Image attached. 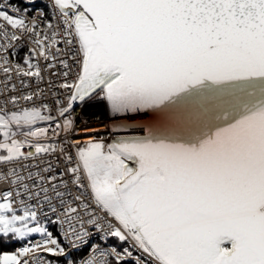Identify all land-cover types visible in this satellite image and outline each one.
I'll list each match as a JSON object with an SVG mask.
<instances>
[{"label": "snow or ice", "instance_id": "1", "mask_svg": "<svg viewBox=\"0 0 264 264\" xmlns=\"http://www.w3.org/2000/svg\"><path fill=\"white\" fill-rule=\"evenodd\" d=\"M51 6L56 22L42 26L0 4L6 79L15 71L39 86L41 57L63 69L52 73L61 83L48 80L51 105L20 104L43 101V89L0 105V247L26 242L0 264H75L69 248L85 245L82 264H264V0ZM24 36L36 59L13 66L7 53ZM92 101L146 117L109 128L142 134L105 142L86 122L78 131L75 106ZM93 231L128 246H92Z\"/></svg>", "mask_w": 264, "mask_h": 264}, {"label": "built area", "instance_id": "2", "mask_svg": "<svg viewBox=\"0 0 264 264\" xmlns=\"http://www.w3.org/2000/svg\"><path fill=\"white\" fill-rule=\"evenodd\" d=\"M2 3H9L13 6L19 7L21 10L27 9V15L28 17L31 18H37L38 22L43 26L47 22L51 21L52 23H55V16L56 13L54 12L52 6H51V0H34V3H31L30 0H0V4ZM38 13H43V15H37ZM19 34V33H17ZM14 47L10 49L7 53L8 59L11 62V64L14 66L15 64L19 63L22 66L24 65V60L27 57H32L33 61H35V56L34 54L30 51L32 48L35 47V44L33 43L32 39L28 36L22 37L21 41L19 42H13ZM62 51H64V45H60ZM74 51V50H73ZM59 58H64L67 59L68 56H63V57H58ZM39 62L41 65V68L44 70V82L41 83L39 86L37 85L36 81L34 78H29V77H20L17 76L16 72L13 71L11 73V79L8 80L5 77V74L0 71V105H3L5 101L10 98V96L15 95V96H22L25 94L29 93H35L39 89L44 90V96H43V101L40 98H37L34 102V104L29 105L27 102L20 101V104L22 106H39L42 102H47L51 105L54 96H53V89L51 86L48 84V80H52L53 83L59 84L62 82V77L58 75H53L52 73H61L63 69L59 65V63L56 64V67L49 71L46 66V62L43 60V58H39ZM69 63L72 65V72L70 73L69 80L74 79L76 72L78 71V65L71 60H69ZM21 80L24 81V84L21 83ZM12 85H15V89H12ZM27 85V86H25ZM57 95L61 100H64L68 93H66L62 89H55ZM101 105L102 108H104V116L105 118H108L110 123H112V120L109 117V114L107 112V104L106 102H101V101H92L87 103L84 106H81L77 104L75 106V111L72 115L76 116L77 118V130L81 128V124L87 123L89 119H91V116L98 117V119H101V116L99 112L96 111L98 106ZM8 110H17L14 108L10 103L8 104ZM55 115V112L53 113ZM39 126H47V125H39ZM133 131L130 132L132 134ZM63 135V134H62ZM100 136L105 140V142H111L115 138L121 137L120 134H115L113 132L109 131V126L108 130L105 132H100ZM49 142H58V141H49ZM46 159L49 160H55L54 157H47ZM43 167V165H41ZM64 167L63 163H61V169ZM35 171V169H33ZM9 185L7 182H4L3 184H0V189L8 188ZM61 230L57 228V232H60ZM100 233H97L93 231L92 233V238L90 241V244L92 246H95L97 244L100 245L101 248H104L107 250V248L111 246H118V247H127L128 245H121L116 240L113 238H106L104 240L101 239ZM39 238H36L34 240H39ZM26 243L21 244L16 248V251L22 247L25 246ZM70 256L67 258L69 260L75 261V264H82V262L89 258L93 252L92 248L89 247L88 245L82 246L79 249H71L69 248ZM49 259H53L52 257H48ZM55 264H65L64 258H60Z\"/></svg>", "mask_w": 264, "mask_h": 264}, {"label": "bare ground", "instance_id": "3", "mask_svg": "<svg viewBox=\"0 0 264 264\" xmlns=\"http://www.w3.org/2000/svg\"><path fill=\"white\" fill-rule=\"evenodd\" d=\"M96 111L99 112L100 115H102L101 116V119L99 120L98 117L91 116L90 117L91 119H89L87 121V125L90 126V127H92V128L98 129L99 132H105V131L108 130V126L110 128L111 123L108 120V118H105L106 116L103 117L104 116L103 113H104L105 110H104V108H102L101 105L98 106V108L96 109ZM84 126H85V123L81 124V128H83ZM132 134H137L138 135V134H142V133H140L139 131L134 130ZM132 134H130V133H123V134H120V136L123 137V136H126V135H132Z\"/></svg>", "mask_w": 264, "mask_h": 264}, {"label": "water", "instance_id": "4", "mask_svg": "<svg viewBox=\"0 0 264 264\" xmlns=\"http://www.w3.org/2000/svg\"><path fill=\"white\" fill-rule=\"evenodd\" d=\"M189 103L191 104L192 102H189ZM108 111H109L110 119L112 120V123H111L110 127L126 125L127 127L132 128V126L135 123H137L138 121L146 119V117H144V116H135V117H131L130 116L129 118L113 117L109 108H108ZM134 130L135 129L133 128L132 131H134ZM113 133H115V134H123V133H130V132L116 131V132H113ZM119 138H121V137H119ZM119 138H115V139H119Z\"/></svg>", "mask_w": 264, "mask_h": 264}, {"label": "trees", "instance_id": "5", "mask_svg": "<svg viewBox=\"0 0 264 264\" xmlns=\"http://www.w3.org/2000/svg\"><path fill=\"white\" fill-rule=\"evenodd\" d=\"M52 230L54 231V233L55 232H57V228L56 227H52ZM115 240V239H114ZM117 242V241H116ZM21 244H13V245H11V244H7L6 246H3V247H0V254H2V253H4V252H6V251H9V250H16V248L18 247V246H20Z\"/></svg>", "mask_w": 264, "mask_h": 264}, {"label": "rangeland", "instance_id": "6", "mask_svg": "<svg viewBox=\"0 0 264 264\" xmlns=\"http://www.w3.org/2000/svg\"><path fill=\"white\" fill-rule=\"evenodd\" d=\"M107 112H108V114H109V111H108V109H107ZM110 117V116H109ZM0 139H2V137H0ZM36 238H39V236L37 235V236H34L33 237V239H36ZM24 243H26V242H14V243H10L11 245H13V244H24ZM9 245V244H8ZM16 250H9V251H6V252H4V253H2V254H0V255H4L5 253H13V252H15Z\"/></svg>", "mask_w": 264, "mask_h": 264}]
</instances>
